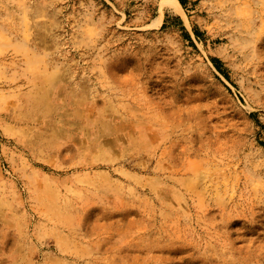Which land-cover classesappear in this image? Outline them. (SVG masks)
<instances>
[{"label": "rangeland", "instance_id": "374dc122", "mask_svg": "<svg viewBox=\"0 0 264 264\" xmlns=\"http://www.w3.org/2000/svg\"><path fill=\"white\" fill-rule=\"evenodd\" d=\"M165 1L0 0V264H264V0Z\"/></svg>", "mask_w": 264, "mask_h": 264}, {"label": "bare ground", "instance_id": "6f19581e", "mask_svg": "<svg viewBox=\"0 0 264 264\" xmlns=\"http://www.w3.org/2000/svg\"><path fill=\"white\" fill-rule=\"evenodd\" d=\"M175 8L176 10L177 9H180L181 6H180V3L178 2V0H167L165 1L163 4H162V9L164 10L165 8ZM261 14V13H260ZM162 15V14H161ZM261 17V15H260ZM262 19V17H261ZM228 24H232L233 25V28H234V31L235 32V35H236V38L238 41L241 42V48L239 51L243 52L244 53V44L246 45L248 42H251V41H254V27L252 26V24L255 22L254 19L250 20L249 23H239L238 21L234 20V19H231L229 18L228 19ZM231 28V27H230ZM232 29V28H231ZM233 30V29H232ZM231 30V31H232ZM231 32V33H233ZM231 37V36H230ZM235 39V38H234ZM252 45V44H251ZM251 47V46H250ZM251 49V48H250ZM240 53V52H239ZM244 55V54H243ZM249 55V54H248ZM247 56V55H246Z\"/></svg>", "mask_w": 264, "mask_h": 264}, {"label": "trees", "instance_id": "16d2710c", "mask_svg": "<svg viewBox=\"0 0 264 264\" xmlns=\"http://www.w3.org/2000/svg\"><path fill=\"white\" fill-rule=\"evenodd\" d=\"M179 2H180L181 4H183V0H179Z\"/></svg>", "mask_w": 264, "mask_h": 264}]
</instances>
